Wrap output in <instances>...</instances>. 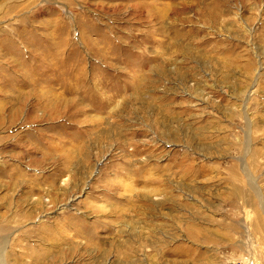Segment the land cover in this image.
<instances>
[{"label":"rangeland","instance_id":"rangeland-1","mask_svg":"<svg viewBox=\"0 0 264 264\" xmlns=\"http://www.w3.org/2000/svg\"><path fill=\"white\" fill-rule=\"evenodd\" d=\"M264 264V0H0V264Z\"/></svg>","mask_w":264,"mask_h":264},{"label":"built area","instance_id":"built-area-1","mask_svg":"<svg viewBox=\"0 0 264 264\" xmlns=\"http://www.w3.org/2000/svg\"><path fill=\"white\" fill-rule=\"evenodd\" d=\"M239 264H241V263H239Z\"/></svg>","mask_w":264,"mask_h":264}]
</instances>
